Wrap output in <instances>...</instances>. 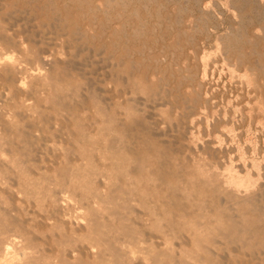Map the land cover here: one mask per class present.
<instances>
[{
	"label": "bare ground",
	"instance_id": "6f19581e",
	"mask_svg": "<svg viewBox=\"0 0 264 264\" xmlns=\"http://www.w3.org/2000/svg\"><path fill=\"white\" fill-rule=\"evenodd\" d=\"M171 2L169 11L183 13L187 20L159 30L167 12L165 16L163 9L162 14L157 8L149 10L154 4L149 1L0 0V48L4 50L0 51V264H138L136 252L151 264L158 260L186 264L182 256L191 259L190 264H264V167L259 163L262 159L256 161L264 148L248 133L245 138L240 133L234 136L244 145L234 141L241 151L235 147L237 155H229L234 137L223 130L222 139H214L220 134L214 126V138L207 132L209 138L196 141L198 130H192L194 119H189L195 112L190 108L209 101L197 91L205 88L207 77L216 75L218 67L204 49L205 56L197 53L200 48L190 55L194 44L188 41L189 29L197 28L196 20L201 19L202 23L197 21L204 34L201 38L211 42L215 37L223 56L235 50L221 56L228 62L235 60L226 65L228 69L232 66L235 73L246 75L261 70L263 76L264 0ZM225 25L234 34L232 42L224 43L223 34L229 32L222 34L220 28ZM28 59L38 66L24 67ZM85 65L101 71L86 66L95 77L80 86ZM75 80L79 85L71 95L73 102L67 104L61 98L68 96L64 90L72 88ZM32 98L34 103L29 104ZM150 101L151 111L168 106L174 113L181 110V118L166 112L169 116L160 122L155 115L166 116L169 110L158 114L160 110L146 109L148 113L138 107ZM48 106L65 113L57 112L58 118L52 117V111L48 118L44 116ZM79 107L92 114L87 128L82 125L86 129L78 134L74 132L79 130L81 116L75 114ZM35 118L38 124L35 120L31 124ZM50 119L59 132L67 131L73 138L77 153L64 147L58 154L55 151L53 161L36 156L40 144L35 149L34 140L44 133L36 138L31 130L39 123L49 125ZM3 126L22 128L13 133ZM69 126L78 127L71 133ZM88 183L94 187L90 194ZM72 201L82 206V212L76 213L77 206L73 214ZM111 216H116L114 221ZM122 219L127 224L119 225L118 232L115 220ZM44 242L56 244V252L45 248ZM46 251L55 255L47 256ZM216 255L223 261L214 262Z\"/></svg>",
	"mask_w": 264,
	"mask_h": 264
},
{
	"label": "rangeland",
	"instance_id": "374dc122",
	"mask_svg": "<svg viewBox=\"0 0 264 264\" xmlns=\"http://www.w3.org/2000/svg\"><path fill=\"white\" fill-rule=\"evenodd\" d=\"M145 1H149L150 2V5L152 4V3H154V4H152L150 7H152L153 6V8H151V9H149V10H152L153 9V11H155V9L156 10H159L160 12H161V14H162V11L163 10H165V11H163V14L166 16V14H167V17L166 18H164L163 19V22L160 24L161 26L159 27V30H163L165 27H168V26H172V22L173 23H175V22H177V21H180V22H186V20L187 19H185V18H183V13H174V12H171V11H169V10H171V5H173V3L171 2V0L169 1H165V0H143V3L145 2ZM160 1H164V2H160ZM157 2V3H156ZM167 2V4H169V5H166L165 3ZM156 3V4H155ZM159 3V4H158ZM164 3V4H163ZM185 4V5H187V2H186V0H182V4ZM189 3V2H188ZM160 4H162V5H160ZM183 4V5H184ZM148 6V7H149ZM156 6V7H155ZM162 8H161V7ZM165 6V7H164ZM168 6V7H167ZM149 7V8H150ZM159 7V8H158ZM164 7V8H163ZM161 9H163V10H161ZM168 9V10H167ZM167 10V11H166ZM166 14H165V13ZM170 12V13H169ZM173 13V14H172ZM171 14H172V16L174 15V14H176V15H178V16H176L175 17V19L171 16ZM168 15L170 16V18H171V20H170V18L168 17ZM176 18H178V19H176ZM182 18V19H181ZM174 19V20H173ZM181 19V20H180ZM185 19V20H184ZM165 20V21H164ZM173 20V21H172ZM177 20V21H176ZM183 20V21H182ZM199 20V22H201L202 23V20L201 19H197L196 20V23L200 26V23L199 22H197ZM201 20V21H200ZM170 21H171V23H170ZM180 22H178V23H175V26L173 25L172 27H178L177 26V24L179 25H184V23H180ZM166 24H167V26H166ZM163 26V27H162ZM198 26V27H199ZM197 27V28H198ZM226 25L225 26H221V28H220V33H224V32H229L228 33V35H226L225 33L223 34V37H225V41H224V43H227L229 40H230V42H232L235 38H234V34H232L233 32L231 31V30H226ZM197 28H194L193 30L192 29H189V36H188V41L190 42V44L192 43L191 42V40H193V43L192 44H194L193 46H194V48H193V50L191 49V50H189L190 52L192 51L193 53H194V50H198V48H200L199 50H198V52H197V50H196V52L197 53H201L200 55H204L205 56V54L204 53H206V57H208L207 56V54L209 55V57H208V59L211 61V62H213L214 63V65L216 66V69H217V67H218V69H217V73H218V75H217V73H216V75H214V76H212V78L211 77H209V76H211V75H209L208 77H207V79L208 80H206V81H208V82H206L205 81V85L207 86H204L206 89L207 88H210V89H207V90H205V88L203 89V87L201 88V89H199V91H197L198 93H200L201 94V96H208V97H206L207 98V100H209L208 102H209V104H207L206 102V105L204 104L203 105V103L204 102H201L200 104H197V105H195V106H192L191 108H190V110L192 109V111H193V113L195 114V116H196V118H194V114H192V115H189V119H194L193 121H194V123L195 124H193V126H194V128L192 129V130H198L199 132L200 131H202V132H195L194 133V137H195V139H196V141L198 142V143H201V142H203L202 140H205L206 138H209V136L211 135V137L212 138H214V139H219V137H220V139H222V136H223V134L225 133V132H227V134H231L230 136L233 138L229 143L231 144V142L233 143V144H231L230 146H232L231 148H233L232 150H233V152H231L229 155H237V153H238V151H236V150H239L238 149V146H237V143L240 145V143L238 142V139L235 137V136H240V133H241V135H243V137L245 138V136H246V133H248L249 134V136L250 137H252L251 139L255 142V140L257 141V143H258V145H259V147H261L262 149L264 148V99H262V98H264V86H262L263 84H264V75L262 76V71L260 70V71H249L248 73V75H246L245 73V75L247 76H245L241 71V73L242 74H238L239 72L237 71V73H235L236 71L234 70L235 68L233 67L232 68V66L230 67L231 69H232V71H230V72H228L227 70H229L227 67H226V65L227 64H230V63H233L235 60H231V62H228V61H226L225 59H223L226 55H228V53H231V54H233L234 53V49H230L229 51H228V53L226 54V55H224L223 56V54H222V52H223V50L222 49H220V47L219 46H217L216 45V43H215V41L213 42V40L215 39V37L211 40V42H206V40L204 39V38H201L200 36H204V34H203V32L202 31H200V29H197ZM224 30H226V31H224ZM200 31V32H199ZM223 31V32H222ZM192 32H193V34L194 33H196V32H198V33H196V34H198L199 35V37L196 35V34H192ZM199 33H202L201 35L199 34ZM194 36V38L192 39V35ZM192 36V37H191ZM229 36H230V38H229ZM198 39V41H194V40H197L196 38ZM227 38V39H226ZM232 38H233V40H232ZM191 39V40H190ZM204 39V40H203ZM200 40V41H199ZM185 41V40H184ZM204 41V42H203ZM227 41V42H226ZM201 42H202V45H201ZM51 42H49V45H51V47H52V43L50 44ZM195 43L196 44H198L197 46L195 45ZM200 44V45H199ZM208 44V45H207ZM214 44V45H213ZM213 46V48L212 47H209V46ZM46 46V45H45ZM192 46V47H193ZM216 46V47H215ZM50 46H49V48H51ZM197 47V48H196ZM203 49H204V51H203ZM218 49V50H217ZM3 49L2 48H0V51H2ZM201 51V52H200ZM204 53H203V52ZM214 51V52H213ZM3 52H4V50H3ZM189 52V54L190 55H193V53L191 52L190 53ZM211 52V53H210ZM213 53V54H212ZM210 54L212 55V59H211V57H210ZM222 54V55H221ZM231 54H229V55H231ZM218 55H219V57H218ZM221 56L223 57V58H221ZM219 59V60H218ZM221 60H224L225 62H223V61H221ZM28 62L30 63V65L28 64ZM28 62L26 61V63H24L23 65H24V67H27V68H32V69H34V63H35V67H36V64H37V66H38V63H36L35 61H33L32 62V60L31 59H28ZM216 62V63H215ZM223 62V63H222ZM222 63V64H221ZM225 63V64H224ZM30 67H29V66ZM86 66L87 65H85V66H79L81 69H84L83 71H85V72H87L88 73V71L90 72H92V70H93V68L95 67L96 69H98L96 66H94V67H91V66H93V65H88L89 67H91L92 68V70L91 69H88V68H86ZM87 66V67H88ZM227 66H229V65H227ZM86 69H85V68ZM222 67V68H221ZM95 68H94V70H95ZM225 68V69H224ZM223 70V71H222ZM82 71V70H81ZM82 71V72H83ZM95 71H97V70H95ZM98 71H99V69H98ZM97 71V72H98ZM100 71H101V69H100ZM99 71V72H100ZM219 71V72H218ZM221 71V72H220ZM235 71V72H234ZM77 72H80V71H77ZM94 72V71H93ZM228 72V73H227ZM231 72L233 73V75H231ZM244 72V71H243ZM254 72V73H253ZM258 72H260L259 74H260V76H259V74H258ZM85 74V78L84 79H86L88 76V80L86 79V80H84V85H83V80H81L82 82L80 83V86H86L87 84H88V82H89V84H90V82H92V80L90 81L89 79H90V76H91V79H93V77H95L94 75L92 76L90 73H88V74ZM220 73V74H219ZM229 73H230V75H229ZM235 73V74H234ZM250 73H253V74H255V76L259 79V82H258V80H257V82H254V80H253V74L251 75ZM228 74V75H227ZM88 75V76H87ZM236 75H237V77H236ZM244 75V77H246L245 79H244V77H239V76H243ZM234 76H235V78H234ZM221 77V78H220ZM231 78V81H229L230 79L229 78ZM232 77H233V79H232ZM249 77H251V78H249ZM261 77V78H260ZM263 77V78H262ZM99 78H101V77H99ZM236 78H241V79H236ZM243 78V79H242ZM247 79V80H246ZM251 79V81H249V80ZM240 80V81H239ZM241 80H242V83H241ZM253 80V81H252ZM263 80V81H262ZM85 81H87V82H85ZM212 81V82H211ZM244 81H247V82H245L244 83ZM260 81H261V83H260ZM240 82V83H239ZM253 82V83H252ZM262 82H263V84H262ZM85 83H87L86 85H85ZM253 84L252 85V87H251V84ZM256 83V84H255ZM260 83V84H259ZM79 85V82H77L76 80L74 81V84L71 86L72 88H65V90H64V92H65V94H68V98L67 97H65V96H63L61 99H62V101L63 102H65V103H67L68 101V103L67 104H69V103H72L73 101H71V95H73V92H74V89L76 88V87H78V85ZM82 84V85H81ZM211 84V85H210ZM235 84V85H234ZM241 84H243V85H245V84H247L246 86H242ZM210 85V86H209ZM241 87H240V86ZM209 86V87H208ZM213 86V87H212ZM215 86V87H214ZM225 88H224V87ZM248 86H250V87H248ZM258 86H260L259 88L261 89H258ZM244 87V88H243ZM247 87V88H246ZM255 87V88H254ZM216 88V89H215ZM254 88V89H253ZM67 89V90H66ZM73 89V90H72ZM203 89V90H202ZM244 89H246V90H244ZM247 89H248V91H247ZM251 89H252V91L254 92H252L251 91ZM70 90H71V92H70ZM201 90V91H200ZM209 90V91H208ZM231 90V91H230ZM256 90H260V93L258 92V91H256ZM66 91H68V92H66ZM247 91V92H246ZM255 91L259 94V97H261L260 99L257 97L258 96V94H256L255 93ZM206 92H208V93H206ZM211 92V93H210ZM253 93V96H252V93ZM204 93H206V94H208V95H204ZM249 93V94H248ZM251 93V94H250ZM245 94V95H244ZM257 95V96H255V95ZM263 94V95H262ZM237 95V96H236ZM250 95V96H249ZM226 96V97H225ZM239 96V97H238ZM248 97V98H247ZM258 99H257V98ZM66 98V99H65ZM70 98V99H69ZM210 98V99H209ZM247 98V99H246ZM31 101H29L28 100V102H29V104H32V103H34L33 102V98L32 99H30ZM35 100V99H34ZM216 100V101H215ZM235 100V101H234ZM254 100V101H253ZM67 101V102H66ZM238 101H239V103H238ZM252 103H251V102ZM257 101V102H256ZM260 101H262V102H260ZM28 102L26 101V104H28ZM236 102V103H235ZM151 103V104H150ZM150 103H146V104H144L145 106H147V108L143 105V104H141V105H138V107L139 108H141V109H144V110H146V109H149V111H151V109L154 107H150V106H152L153 104V102L152 101H150ZM211 103V104H210ZM234 103V104H233ZM243 103H245L244 105H243ZM189 104V103H188ZM226 104V105H225ZM261 104V105H260ZM144 106V108H142L143 106ZM150 105V106H149ZM190 105V104H189ZM192 105V104H191ZM228 105V106H227ZM235 105H237L236 107H235ZM246 105V106H245ZM254 105V106H253ZM87 106V104H85V107ZM201 106H203L204 108H206V109H204L203 107H201ZM205 106H207V107H205ZM209 106H210V108H209ZM213 106V107H212ZM227 106V107H226ZM232 106V107H231ZM256 106V107H255ZM49 107V106H48ZM170 107V106H169ZM190 107V106H189ZM234 107V108H233ZM52 108V107H51ZM88 108V107H87ZM135 108V107H134ZM162 108V109H161ZM164 107H157L156 106V108H154V109H156V111L157 110H160V112L158 113V111L156 112L154 109V111H155V113H158V114H160V113H163L165 110H169V111H165L164 113H166V112H168V113H170V116H172V117H174V116H178L179 114H181L182 112H181V110H176L175 111V113L177 112V114H175L174 113V111L171 109V107L170 108H168V106H166L165 107V110L163 109ZM166 108H168V109H166ZM196 108H199L200 110L198 111V109H196ZM232 108V109H231ZM244 108V109H243ZM43 109H45V108H42V111H43ZM49 109V110H48ZM48 109H45L44 111H45V115L44 116H46V117H50L48 114L50 113V114H52V113H55V114H52L51 116L52 117H54V115H57L58 113L57 112H59L60 114H62V112H60V111H58V110H60V109H55V108H53L52 110L50 109V107L48 108ZM82 108H78L77 110H76V116L79 118V116H81V118L79 119V121L80 122H78L79 123V127L78 126H71L72 127V129H73V131H72V129H71V127L69 126L68 128L71 130V133H73L74 132V127H78V129L79 130H77V129H75L76 131L74 132V133H80V132H82L81 131V129H83V130H85L86 128H87V124L89 123V116H91V111L89 112V113H87L89 110H87L86 112H85V110L86 109H82L85 113H83L82 112V110H81ZM46 110H48V111H46ZM55 110V111H54ZM93 110V109H92ZM151 111V112H154V111ZM164 110V111H163ZM237 110H238V113H237ZM53 111V112H52ZM148 110H146V112H148V113H150ZM178 111H179V114H178ZM231 112V113H229V112ZM247 111V112H246ZM52 112V113H51ZM130 112V111H129ZM143 112V111H142ZM145 112V113H146ZM181 112V113H180ZM187 112H189L188 110H187ZM199 112V113H198ZM201 112V113H200ZM205 112V113H204ZM211 112V113H210ZM227 112V113H226ZM234 112V113H233ZM48 113V114H47ZM63 113H65V112H63ZM81 113L83 114V116L81 115ZM147 113V114H148ZM168 113H166V116H164V114L162 115V114H160V116H156L155 115V117H157V118H160V122L162 121H164L165 120V117H167V115L169 116V114ZM173 113V114H172ZM220 113V114H219ZM226 113V114H225ZM233 113V114H232ZM244 113V114H243ZM248 113V114H247ZM252 113V114H251ZM258 113H261L260 115L258 114ZM87 116H86V115ZM198 114H200V118L198 117V119H197V116H198ZM206 114L207 115H209V116H206ZM241 114V115H240ZM48 115V116H47ZM59 115V114H58ZM58 115H57V117H58ZM204 115V116H203ZM216 115V116H215ZM222 115V116H221ZM227 115V116H226ZM232 115V116H231ZM234 115H235V117H234ZM250 115V116H249ZM86 117L87 119H85V120H83L82 119V117ZM163 116V117H162ZM193 116V117H192ZM212 116V117H211ZM224 116H225V118H227V119H225L224 118ZM246 116V117H245ZM51 117V118H52ZM61 116H59L58 118H60ZM171 117V118H172ZM228 117H232V118H228ZM259 117V118H258ZM164 118V119H163ZM178 118L180 119L181 118V115L180 116H178ZM222 118H224L223 119V121H222ZM256 118V119H255ZM82 119V120H81ZM162 119V120H161ZM216 119H217V121H216ZM220 119H221V123H220ZM240 119H241V121H240ZM260 119V120H259ZM263 119V120H262ZM34 120H35V123H36V121H37V124H38V120L35 118V119H32V120H30L29 122H31V124L32 123H34ZM54 119H50V124L52 125V122H54L53 121ZM86 120H87V123H86ZM200 120V121H199ZM202 120V121H201ZM219 120V121H218ZM149 121H150V119H149ZM197 121V122H196ZM199 121V122H198ZM226 121V122H225ZM83 122V123H82ZM86 124H85V123ZM202 122V123H201ZM218 124H216V123ZM259 124H258V123ZM60 123V122H59ZM198 123V124H197ZM227 123V124H226ZM242 123H244V124H242ZM36 124V125H37ZM49 124V125H50ZM209 124V125H208ZM214 124V125H213ZM263 124V125H262ZM44 125H46V126H48L47 128H46V126H44ZM48 124H41V123H39V125H37V126H40L39 128H37V126H34V128H37L36 130L33 128L31 131H32V133L36 136V138H39V136H41V134L43 135V133H44V135L43 136H41L40 137V139H38V140H44V143L41 141H39L38 142V140L37 139H35L34 137V139H32L31 141H32V143L35 141V143H33L34 144V146L36 147H38L39 146V144H40V146H39V148L37 149V147L35 148V149H37V155L36 156H40V157H43V158H48L47 160H51V161H53L54 160V158L56 159V156L57 155H55V151H57V150H59L60 149V151L59 152H61V150L65 147L69 152H71V153H75L76 152V147H77V145L75 144V142H72L73 141V138L71 137V139H69V137H68V135H67V131L66 132H63L62 130L59 132L58 130V125L56 126L54 123H53V125L50 127ZM82 125H84V127H86V128H84V127H82ZM165 124H161L160 126H164ZM41 126H42V128H41ZM45 128H44V127ZM56 128H55V127ZM81 126V127H80ZM182 126V125H181ZM210 126V127H209ZM216 128V129H218V132H217V130H216V132L217 133H219L220 132V134H222V135H220V134H215L216 132H215V129H214V127ZM251 126V127H250ZM3 127H7L6 129H11V130H13V133L15 132V131H19L20 130V127L22 128V126H3ZM12 127V128H11ZM197 127H199V128H197ZM203 128V129H201V128ZM206 127H208V129H210V128H212V129H214V130H211V132H210V130L208 131V129L206 128ZM234 127V128H233ZM263 127V128H262ZM51 128V129H50ZM53 128H55V130L56 131H58V134H62L63 136V138L62 137H60L59 138V136H61V135H56V136H58V139L61 141H59L58 139H57V137L54 135V134H56V132H55V130L53 129ZM196 128V129H195ZM231 128V129H230ZM40 129H42V131L43 132H41V130ZM207 129V131H205V133H203L204 132V130H206ZM221 129V130H220ZM234 129V130H233ZM241 129V130H240ZM246 129V130H245ZM40 130V131H39ZM45 130H48V131H50L51 130V135L49 136V132L48 131H46V135L48 134V136H46L45 135ZM220 130V131H219ZM225 132H224V131ZM238 130V131H237ZM251 130V131H250ZM255 130V131H254ZM263 130V131H262ZM39 131V134L37 133V132ZM53 131L55 132V133H53ZM78 131V132H77ZM176 131V130H175ZM178 131H181V129H179ZM215 132V133H213V132ZM221 131H222V133H221ZM235 133H234V132ZM41 132V133H40ZM177 132V131H176ZM207 132H209V134L207 133ZM251 132H252V134H251ZM260 132V133H259ZM37 133V134H36ZM205 134V135H203V134ZM207 133V134H206ZM233 133V134H232ZM236 133H238V134H236ZM192 134H193V132H192ZM196 134H198V136H196ZM212 134H215L214 135V137L212 136ZM245 134V135H244ZM251 134V135H250ZM258 134V135H257ZM199 135H200V139H199ZM203 137H202V136ZM235 135V136H234ZM217 136V137H216ZM237 136V137H238ZM254 136V137H253ZM256 136V137H255ZM15 136H13L12 137V139L14 138ZM43 137V139H41ZM47 137V138H46ZM49 137V138H48ZM66 137V138H65ZM198 137V138H197ZM203 139H202V138ZM210 137V138H211ZM258 137V138H257ZM57 139V141H58V143H57V141H56V139ZM63 140H62V139ZM67 140V142L66 141H64L65 139ZM254 138H257V139H254ZM15 139V138H14ZM14 139H13V141H14ZM46 139V140H45ZM198 139V140H197ZM259 139V140H258ZM34 140V141H33ZM51 142H50V141ZM201 140V141H200ZM252 140H251V143H250V145L251 146H253L254 145V142H252ZM46 141H48L47 142V144H46ZM237 141V143H235V142ZM259 141V142H258ZM65 142H66V146H64L65 145ZM262 142V143H261ZM43 143V144H42ZM53 143V144H52ZM61 143V144H60ZM62 143H64V144H62ZM44 144H45V147L47 148H49V151H48V148L47 149H45V150H43L45 147H44ZM60 146H59V145ZM72 144H74V145H72ZM223 144H226V143H223ZM242 144L243 143H241V146H242ZM42 145V146H41ZM50 145H52L51 147H50ZM72 145V146H71ZM227 145V144H226ZM244 145V144H243ZM61 146H62V148H61ZM74 146V147H73ZM240 146V147H241ZM56 147H57V149H56ZM60 147V148H59ZM74 149H73V148ZM235 147L237 148L236 150H234L235 149ZM243 147V146H242ZM50 148H51V150H50ZM54 149V150H53ZM56 149V150H55ZM73 149V150H72ZM39 150V151H38ZM42 150L44 151V152H46L47 154H48V156H47V154L46 153H44V152H42ZM74 151V152H73ZM77 151H78V149H77ZM241 150H239V152H240ZM39 152H41V153H39ZM58 151H57V153L56 154H58L59 153ZM264 152V151H263ZM77 153V152H76ZM41 154H42V156H41ZM54 154V155H53ZM263 155L261 156V155H257L256 156V158H257V162L259 161V159H262L261 160V162H259L260 163V165H262L263 167H264V153H262ZM50 155H52L53 156V158H52V156H50ZM204 155V154H203ZM206 155V154H205ZM204 155V156H205ZM50 156V157H49ZM55 156V157H54ZM203 156V157H204ZM207 157H208V155H206ZM259 156V157H258ZM207 157H204V158H207ZM263 157V158H262ZM220 159H223V158H220ZM224 161H225V159H223ZM221 161V160H220ZM86 163V160L84 161V164ZM263 163V164H262ZM261 166V167H262ZM262 167V168H263ZM263 170H264V168H263ZM75 180H77V179H75ZM79 180V179H78ZM77 180V181H78ZM76 181V182H77ZM80 181V180H79ZM89 184V183H88ZM86 184L85 185V187L88 189H86L87 191H89V193L88 194H90L91 192H93L92 190H93V186L91 185V184ZM90 188H89V187ZM92 186V187H91ZM84 189V188H83ZM31 199H33L32 197L30 198L29 197V201L31 202V201H34V199L33 200H31ZM28 202V201H27ZM26 202V203H27ZM25 203V204H26ZM32 203V202H31ZM24 204V206H26ZM71 204L73 205V206H75L74 208H73V206H72V208H73V214H76L77 212L79 213V212H82V206H80V208H79V204L77 205L75 202H74V204H73V201L71 202ZM22 206H23V204H22ZM77 206H78V210L76 211V213H75V211H74V209H77ZM109 206H111V207H109ZM107 207H109V208H111V209H113L114 207L110 204H108L107 205ZM81 210V211H80ZM116 217V216H111V218L110 219H112L113 221H114V218ZM124 220V221H123ZM121 221V222H120ZM126 220L125 219H122V220H115V224H116V227H114L116 230H118V232H120V229H119V227L122 225V226H124L123 225V223L125 222ZM126 224H127V222H125ZM120 225V226H119ZM35 228H32V232L35 234V235H37V233H38V236H40V237H42L41 236V234H39V232L36 230ZM102 230H104V231H106L107 232V230L105 229V228H103ZM116 232V231H115ZM113 234H115V233H113ZM41 242H43V241H41ZM47 242H50V241H47ZM44 244V246H45V248H48L50 251L52 250V252L53 253H55L56 252V249L58 248V247H56V244H54V243H52L51 242V245L53 246H51V245H49L48 243V245L44 242L43 243ZM142 245H143V247H145V244L144 243H141ZM141 245V246H142ZM47 246V247H46ZM52 248H51V247ZM54 246H55V248H54ZM51 248V249H50ZM138 249H136V251H137ZM50 251H46L47 252V256H49V255H51L52 253L50 252ZM50 252V253H49ZM137 254V255H136ZM139 254V255H138ZM140 254L142 255V253H140V252H136L135 254H134V259L136 258V257H138L137 259H135V260H137V262L136 263H142L143 261H144V263L146 262V264H151L150 262L151 261H146V260H144L143 259V256H144V254H143V256H140ZM52 255H55V254H52ZM51 257V256H50ZM52 257H54V256H52ZM141 257H142V259H141ZM218 256L216 255V256H214V258L216 259H214L213 261L214 262H217V260L218 261H220V259L221 258H217ZM55 258V257H54ZM54 258H52L53 260H54ZM183 258V259H182ZM185 258V256H182L181 257V259L182 260H186V261H184L186 264H190V263H192L191 262V259H184ZM213 258V257H212ZM52 259H50V260H52ZM138 260L140 261V262H138ZM188 260V261H187ZM222 261H223V259H221ZM161 262V263H160ZM188 262V263H187ZM168 264V261L167 260H161V261H159L158 260V262L157 263H155V264Z\"/></svg>",
	"mask_w": 264,
	"mask_h": 264
}]
</instances>
